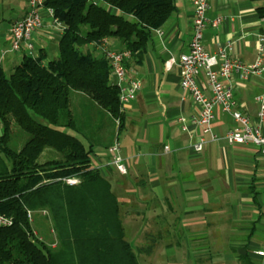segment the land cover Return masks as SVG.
<instances>
[{"label":"crops","instance_id":"obj_1","mask_svg":"<svg viewBox=\"0 0 264 264\" xmlns=\"http://www.w3.org/2000/svg\"><path fill=\"white\" fill-rule=\"evenodd\" d=\"M175 4V12L153 32L142 63H126L128 75L140 81L135 99L122 112L118 135L127 173L114 177L115 171L106 164L107 150L102 146L93 149L92 164L108 181L115 179L116 190L109 182L110 190L117 200L123 229L126 221L121 218V201L130 204L132 196L139 207L128 205L127 212L133 214L127 216L138 226L148 221L156 229L150 240L165 243L167 258L179 256V245L194 244V255L207 253L206 245L221 244L218 258L264 264V257L254 253L264 241V155L252 144L227 143L224 134L232 118L218 107L212 130L219 138L206 143L202 151H193L192 143L200 129L192 121L199 106L179 87L178 66L179 56L188 51L193 5L190 0H175ZM260 6H264V0H209L206 16L222 20L205 27V49H225L230 56L251 62L258 40L264 36V17L257 12ZM26 9L27 0H0V13L16 12L14 19L0 28V51L9 45L8 28L24 16ZM42 18L43 25L33 33L32 40L38 54L44 53L48 60L58 54L60 32L52 27L45 10ZM108 45L123 48L116 39H109ZM23 54V50L8 52L1 64L11 69L21 62ZM196 80L209 94L203 70ZM224 83L232 89L234 108L258 123L257 97L264 100V73L247 80L233 75ZM75 98L79 112L78 96ZM95 113L96 110L89 112L92 123ZM260 127L264 134V117ZM113 137L108 139L109 145ZM49 238L53 239L48 240L50 247L56 248L55 237L50 234Z\"/></svg>","mask_w":264,"mask_h":264},{"label":"trees","instance_id":"obj_2","mask_svg":"<svg viewBox=\"0 0 264 264\" xmlns=\"http://www.w3.org/2000/svg\"><path fill=\"white\" fill-rule=\"evenodd\" d=\"M43 6L63 26L58 54L48 60L23 54L11 69L0 63V213L12 219L0 227V264H140L110 183L91 159L96 146L108 148L115 119L119 130L122 123L101 46L106 40L112 49L108 40L116 39L123 48L112 50L130 52L126 72L128 60L141 64L175 0H44ZM257 12L264 17V6ZM70 177L78 183L64 181ZM44 210L56 248L37 234L32 216Z\"/></svg>","mask_w":264,"mask_h":264},{"label":"built area","instance_id":"obj_3","mask_svg":"<svg viewBox=\"0 0 264 264\" xmlns=\"http://www.w3.org/2000/svg\"><path fill=\"white\" fill-rule=\"evenodd\" d=\"M44 0H27V9L23 17L14 21L8 28L9 45L0 51V63L6 53H15L23 50L31 57H37L38 52L32 40L33 33L43 25L42 13L45 10L51 17V24L60 33L63 30L61 22L53 16L52 10L43 6ZM193 5L192 32L188 43V51L178 58L179 87L185 90L199 106L197 116L193 123L199 127L200 133L192 143L195 152L202 151L204 145L215 141L219 137L212 130L215 118V108L228 113L232 118L230 128L225 132L224 139L228 144H252L264 155V134L260 123L264 117V100L257 97L259 109L257 111L258 123L251 122L250 118L234 108L232 89L224 83V80L233 75L240 80H247L251 76L264 73V36L258 40L255 58L251 62H244L239 58L230 56L225 49L209 52L205 49L202 37L203 31L208 24L217 25L222 19L217 17L210 20L206 16L209 8V0H190ZM105 58L110 66V80L118 89L119 111L122 113L125 106L135 99L140 88V81L128 75L125 69V61L129 58L127 50L117 51L107 48L106 40L101 46ZM203 70L209 94L197 83L196 76ZM118 118L115 119L116 132L112 143L108 146L107 165L119 174H126L127 167L121 154ZM183 130L187 126L182 124ZM70 185L78 183L75 177L65 178ZM30 216V213L29 215ZM12 219L0 213V227L10 226ZM258 257H264V241L254 251Z\"/></svg>","mask_w":264,"mask_h":264},{"label":"rangeland","instance_id":"obj_4","mask_svg":"<svg viewBox=\"0 0 264 264\" xmlns=\"http://www.w3.org/2000/svg\"><path fill=\"white\" fill-rule=\"evenodd\" d=\"M15 16L16 12L13 11H5L3 13H0V28L2 26H6L11 20L14 19ZM114 171V177L120 175L116 170ZM114 180H110L109 182L112 183L111 187L113 188V190H116L115 186L117 185L114 184ZM130 198V204L123 203L121 201V209L124 210L123 213H121V218H124L126 221L124 223L125 238L132 244L134 251L138 256L140 264H243V262H240L239 260L228 261L222 258H218V256H220L219 251L222 247L221 244L206 245L210 252L207 249V253L203 252L201 254L194 255V252L191 250L195 247L194 244L188 245V247L187 245L186 247H183V245H179V251L182 250L179 256L167 258L163 250L166 246L165 243H153L150 240L151 238L149 236L153 234L156 229L151 228L148 221L147 223L144 222V226H138V224L130 220L131 217L129 218L127 216L129 215V213L130 216L133 214V212H127L126 207H128V205H130L131 208L139 207V205H136L137 203H134L133 197L130 196ZM46 213V210L36 212L32 217L37 221V234L39 235V237L48 241V239H50V234L52 233L53 235V232L50 230L49 219H46V217L44 216ZM188 248H190V250H188ZM191 251L193 253H191Z\"/></svg>","mask_w":264,"mask_h":264}]
</instances>
